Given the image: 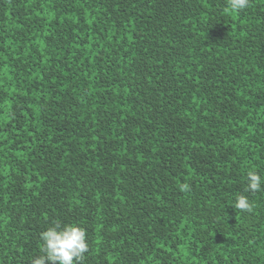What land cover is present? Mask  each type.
I'll return each instance as SVG.
<instances>
[{"label": "trees", "instance_id": "obj_1", "mask_svg": "<svg viewBox=\"0 0 264 264\" xmlns=\"http://www.w3.org/2000/svg\"><path fill=\"white\" fill-rule=\"evenodd\" d=\"M249 170L264 0H0V264L54 223L86 230L84 264H264Z\"/></svg>", "mask_w": 264, "mask_h": 264}, {"label": "clouds", "instance_id": "obj_2", "mask_svg": "<svg viewBox=\"0 0 264 264\" xmlns=\"http://www.w3.org/2000/svg\"><path fill=\"white\" fill-rule=\"evenodd\" d=\"M250 0H228L232 12H239L249 6ZM245 193L264 191V177L256 171L249 170L245 176ZM182 191H188L189 185L183 184ZM235 209L251 213L253 205L246 195L235 199ZM40 255L33 257L30 264H84L85 253L89 250L86 230L75 224L54 223L39 234Z\"/></svg>", "mask_w": 264, "mask_h": 264}]
</instances>
